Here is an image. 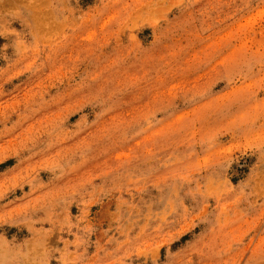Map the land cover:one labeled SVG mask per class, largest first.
<instances>
[{
	"label": "rangeland",
	"instance_id": "obj_1",
	"mask_svg": "<svg viewBox=\"0 0 264 264\" xmlns=\"http://www.w3.org/2000/svg\"><path fill=\"white\" fill-rule=\"evenodd\" d=\"M0 264H264V0H0Z\"/></svg>",
	"mask_w": 264,
	"mask_h": 264
}]
</instances>
